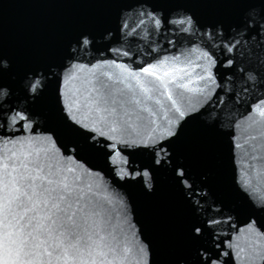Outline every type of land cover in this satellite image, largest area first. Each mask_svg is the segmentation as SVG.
Listing matches in <instances>:
<instances>
[{
  "label": "water",
  "instance_id": "water-1",
  "mask_svg": "<svg viewBox=\"0 0 264 264\" xmlns=\"http://www.w3.org/2000/svg\"><path fill=\"white\" fill-rule=\"evenodd\" d=\"M0 264H264V0H0Z\"/></svg>",
  "mask_w": 264,
  "mask_h": 264
},
{
  "label": "snow or ice",
  "instance_id": "snow-or-ice-1",
  "mask_svg": "<svg viewBox=\"0 0 264 264\" xmlns=\"http://www.w3.org/2000/svg\"><path fill=\"white\" fill-rule=\"evenodd\" d=\"M196 231L198 232V231H199V229H196Z\"/></svg>",
  "mask_w": 264,
  "mask_h": 264
}]
</instances>
